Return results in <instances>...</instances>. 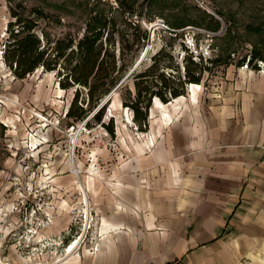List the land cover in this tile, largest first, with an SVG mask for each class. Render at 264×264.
Masks as SVG:
<instances>
[{
  "label": "rangeland",
  "instance_id": "1",
  "mask_svg": "<svg viewBox=\"0 0 264 264\" xmlns=\"http://www.w3.org/2000/svg\"><path fill=\"white\" fill-rule=\"evenodd\" d=\"M125 1L133 5L132 11L118 0H0V264H59L63 258H71L63 263L71 264L81 256L78 264H125V256L120 260L109 241L101 240L99 216L88 191L87 218L83 189L90 166L99 171L110 165L117 135L128 142L142 134L132 110L122 105L125 90L107 101L100 123L86 124L97 108L85 120L67 116L77 87L63 88L58 68L49 71L41 66L16 78L3 59L11 39L8 25L16 20L12 10L51 45L67 35H82L87 22L101 15L107 28L115 30L124 75L145 53L139 68L162 47L180 57L187 48L196 59L202 54L205 63L220 59L203 77L208 89L229 66L243 68L248 58L242 65L238 62L254 50L264 56V0ZM157 18L166 25H159ZM259 66L264 68V59L248 63L250 69ZM127 82L133 89V76ZM81 91L86 98L87 90ZM112 117L114 136L102 125ZM86 227L84 238L70 253L71 243ZM99 255L106 259L98 262Z\"/></svg>",
  "mask_w": 264,
  "mask_h": 264
},
{
  "label": "crops",
  "instance_id": "2",
  "mask_svg": "<svg viewBox=\"0 0 264 264\" xmlns=\"http://www.w3.org/2000/svg\"><path fill=\"white\" fill-rule=\"evenodd\" d=\"M132 138L117 135L110 165L90 166L86 184L112 253L125 264H264V72L231 65L208 89L155 98L148 131Z\"/></svg>",
  "mask_w": 264,
  "mask_h": 264
},
{
  "label": "trees",
  "instance_id": "3",
  "mask_svg": "<svg viewBox=\"0 0 264 264\" xmlns=\"http://www.w3.org/2000/svg\"><path fill=\"white\" fill-rule=\"evenodd\" d=\"M118 1L122 8L133 10V5L125 0ZM11 12L16 20L8 25L11 39L5 44L3 53L6 66L20 79L41 66L49 71L58 68L62 76L60 85L65 89L77 87L67 116L85 120L89 113L98 107L101 99L128 74H123L120 57L117 55L115 30L107 28V19L101 15L96 14L87 22L82 35H67L53 41L51 45L43 43L34 31V25L24 23L19 12ZM185 51L187 53L180 57L166 46L162 47L151 56L148 65L140 68L138 66L117 89L125 90L126 96L122 105L132 110L133 121L138 130L148 131L150 110L155 98L169 103L179 96L186 95L189 85L201 84L211 66L220 62L218 57L209 58V65L204 62L202 54L196 59L193 52L188 53L187 48ZM247 58L250 65L254 59H264V56L262 51L254 50L249 57H243L238 65L244 64ZM132 76L134 88L130 89L127 80ZM82 87L87 90L86 98L81 97ZM108 102L101 106L86 124L91 120L100 123ZM102 125L115 135L113 117L109 123Z\"/></svg>",
  "mask_w": 264,
  "mask_h": 264
},
{
  "label": "bare ground",
  "instance_id": "4",
  "mask_svg": "<svg viewBox=\"0 0 264 264\" xmlns=\"http://www.w3.org/2000/svg\"><path fill=\"white\" fill-rule=\"evenodd\" d=\"M146 56V53L144 54V57ZM116 93V92H115ZM76 141V140H75ZM83 189V188H82ZM87 188L85 187L83 189V203L85 205V211H86V214H87V218L91 217V210H90V198L88 196V192H87ZM87 228L89 227H86L85 229V232L83 233V235L75 240H73V242L71 243L70 247H69V252L72 253V251H74L76 249V247L79 245V243L82 241V239L84 238L86 232H87ZM98 249V248H97ZM71 258H63L61 259L58 263L59 264H63L65 263L67 260H69Z\"/></svg>",
  "mask_w": 264,
  "mask_h": 264
},
{
  "label": "water",
  "instance_id": "5",
  "mask_svg": "<svg viewBox=\"0 0 264 264\" xmlns=\"http://www.w3.org/2000/svg\"><path fill=\"white\" fill-rule=\"evenodd\" d=\"M144 59V56L142 58H140V60L133 66V68L128 72V74L121 80V82L102 100V102L99 104V106L97 107L96 111L103 106L110 98L111 96L117 91V89L121 86V84L134 72V70L140 65V63L142 62V60ZM155 104V99L153 100V105ZM94 114V113H93ZM92 114V116H93ZM91 116V117H92ZM91 117H88L86 119V121L88 119H90Z\"/></svg>",
  "mask_w": 264,
  "mask_h": 264
},
{
  "label": "built area",
  "instance_id": "6",
  "mask_svg": "<svg viewBox=\"0 0 264 264\" xmlns=\"http://www.w3.org/2000/svg\"><path fill=\"white\" fill-rule=\"evenodd\" d=\"M156 22L161 25V26H165L166 23H165V20L163 18H157L156 19ZM262 62V61H261ZM243 68H248V62H246L243 66ZM260 71L264 72V68L262 66H259L258 68ZM84 241V240H83ZM83 243V242H82Z\"/></svg>",
  "mask_w": 264,
  "mask_h": 264
}]
</instances>
